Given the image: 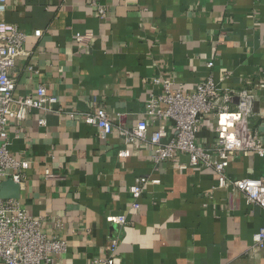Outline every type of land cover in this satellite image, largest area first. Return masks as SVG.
<instances>
[{
	"label": "crops",
	"instance_id": "obj_1",
	"mask_svg": "<svg viewBox=\"0 0 264 264\" xmlns=\"http://www.w3.org/2000/svg\"><path fill=\"white\" fill-rule=\"evenodd\" d=\"M0 0V22L27 35L24 55L9 75L17 96L39 85L59 100L58 113L32 111L7 127L9 154L29 162L18 185L20 209L43 220V229L66 243L55 264H93L118 238L115 264H264L253 236L264 211L238 193L213 190L211 169L187 168L185 156L156 170L140 145H125L116 131H97L66 113L97 106L132 128L145 119L148 94H161L150 79L170 80L189 94L209 74L220 88L248 89L260 81L247 127L264 146V0ZM42 31L37 38L33 33ZM90 37L88 48L73 36ZM233 109L237 97L227 100ZM45 120L44 126L38 122ZM160 124V123H159ZM168 130L170 121L161 122ZM156 126L149 127V132ZM216 122L202 119L196 142L211 148ZM171 132V131H170ZM128 151V157L119 153ZM47 170L51 178H46ZM227 176L264 179V156H236ZM153 181L132 209L135 178ZM124 216L122 226L107 218Z\"/></svg>",
	"mask_w": 264,
	"mask_h": 264
},
{
	"label": "built area",
	"instance_id": "obj_2",
	"mask_svg": "<svg viewBox=\"0 0 264 264\" xmlns=\"http://www.w3.org/2000/svg\"><path fill=\"white\" fill-rule=\"evenodd\" d=\"M89 5L101 19L105 17V10L99 0H89ZM42 33L37 30L33 36L39 38ZM26 40L27 35L16 26L0 22V184L7 179L22 184L25 171L29 168V162H19L10 156L7 127L17 126L19 137L20 124L32 111L58 113L61 110L57 96L49 94L43 85H39L32 96L15 94L16 83L9 72L18 58L24 55ZM73 40L82 48L90 45V37L80 33L75 34ZM204 66L209 74L189 94L173 88L171 81L165 78L150 79V84L160 87L162 93L148 94L145 119L139 120L130 129L120 126L119 120L116 122L103 106H97L86 113L68 112L66 118L81 121L96 129L101 140L116 131L125 145L142 146L155 170L175 156H185L188 162L180 166L181 170L211 169L217 177L213 190L238 193L246 204L256 205L264 211V179L231 180L227 176L230 161L236 156H264V146L259 142L258 134L247 127L248 120L253 116L254 92L263 84L258 81L248 89H223L213 78L214 60H205ZM233 97H237L238 103L232 109L227 100ZM206 116L215 120L217 128V136L211 148H204L196 142L199 125ZM163 121L172 123L171 132L161 124ZM38 125L44 126L45 120L41 119ZM151 126L156 127L149 132ZM128 155L126 150L119 153L121 158ZM44 173L46 178L52 177L47 170ZM152 183L149 178L134 179L129 187L133 210L139 208V200ZM107 221L122 226L126 218L117 216L107 218ZM253 244L257 250H264V227L253 236ZM117 246L118 238L109 239L105 257L95 260L93 264H115ZM65 252L64 240L44 231L41 218L29 216L14 199L0 198V264H55L56 258Z\"/></svg>",
	"mask_w": 264,
	"mask_h": 264
},
{
	"label": "water",
	"instance_id": "obj_3",
	"mask_svg": "<svg viewBox=\"0 0 264 264\" xmlns=\"http://www.w3.org/2000/svg\"><path fill=\"white\" fill-rule=\"evenodd\" d=\"M0 198L1 199H17L18 198V184L11 179H7L0 184Z\"/></svg>",
	"mask_w": 264,
	"mask_h": 264
}]
</instances>
